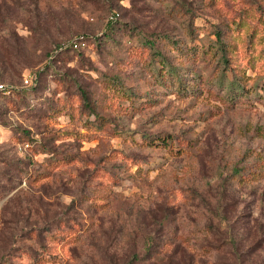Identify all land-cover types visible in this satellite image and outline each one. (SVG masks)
Returning a JSON list of instances; mask_svg holds the SVG:
<instances>
[{
    "label": "rangeland",
    "instance_id": "obj_1",
    "mask_svg": "<svg viewBox=\"0 0 264 264\" xmlns=\"http://www.w3.org/2000/svg\"><path fill=\"white\" fill-rule=\"evenodd\" d=\"M41 67L0 99V264H264V0H0V82Z\"/></svg>",
    "mask_w": 264,
    "mask_h": 264
},
{
    "label": "trees",
    "instance_id": "obj_2",
    "mask_svg": "<svg viewBox=\"0 0 264 264\" xmlns=\"http://www.w3.org/2000/svg\"><path fill=\"white\" fill-rule=\"evenodd\" d=\"M112 14L114 15L115 13L112 12ZM113 15H112V18L110 20L112 24L114 21H116L115 20L116 16L114 17ZM111 26L112 25H109V28H111ZM104 33H107L106 30ZM214 34L216 35V38L214 40L215 48L217 49V51H219V58L222 59V61L224 63V67H222V69H225V71L226 70L231 71L233 69L232 62H231L232 59L230 58V53L232 51L231 44L225 38L224 39L222 38L223 36H222L220 29H215ZM254 35H255V31L252 30L251 31V37H250L251 40H253ZM108 37H111L110 30H109V33L106 35L102 34V33L91 34V33H87V32H80V33L74 34L71 37H69V39H66V40L62 41L61 43H58L57 45H55L54 48H52L49 51L48 58L50 59V57H52L53 54L58 52V51L79 50V49H82L85 47H89L90 45H94L95 43L96 44L102 43L104 41L103 38H108ZM81 42H83L84 44L82 45ZM74 43H77V45L74 46ZM157 52H158L157 49H154L153 55L158 56ZM160 58H162V56L158 57V59H160ZM43 69H44V67H41L39 69L38 68L30 69L34 75L32 82L29 84H24L23 78L21 77L22 80H21V83L19 86L12 83V84L8 85V88H9L8 93H1L0 92V99L5 98V97H10L12 95H15L16 93L22 94L24 89H26V91H29L30 89H35L37 84H38V81H39L40 73ZM44 70H46V69H44ZM231 72H233V71H231ZM177 77H180V76L178 75ZM231 84H232V82H231ZM2 110H3V107H2L1 101H0V112ZM143 137L147 139L149 136H147L144 133ZM160 140H161V142H163L165 144H167L169 142V139L166 136H161ZM150 142L152 143L155 141L152 140ZM23 143H26L27 145H29L28 141H23Z\"/></svg>",
    "mask_w": 264,
    "mask_h": 264
},
{
    "label": "built area",
    "instance_id": "obj_3",
    "mask_svg": "<svg viewBox=\"0 0 264 264\" xmlns=\"http://www.w3.org/2000/svg\"><path fill=\"white\" fill-rule=\"evenodd\" d=\"M81 44H84V43L81 42ZM76 45H77V43H74V46H76ZM33 78H34V75H33V74H31V73H27V74H25L24 77H23V83H24V84H29V83L32 82ZM0 92H1V93H8V92H9L8 85H6V84L3 83V82H0Z\"/></svg>",
    "mask_w": 264,
    "mask_h": 264
}]
</instances>
